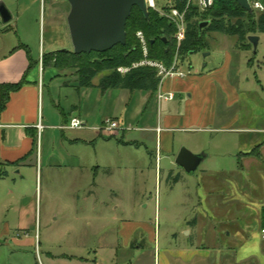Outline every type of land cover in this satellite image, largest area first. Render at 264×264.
Wrapping results in <instances>:
<instances>
[{"label":"rangeland","instance_id":"374dc122","mask_svg":"<svg viewBox=\"0 0 264 264\" xmlns=\"http://www.w3.org/2000/svg\"><path fill=\"white\" fill-rule=\"evenodd\" d=\"M4 1L16 19L22 18L17 23L21 24L19 32L13 26L6 36L0 33V55L5 52L3 45L17 46L20 40L36 61L41 54L73 50L67 0H42V5L40 0ZM155 1L160 10L175 3ZM192 2L199 4V0ZM203 38L210 47L186 57L173 38L177 45L174 60H181L184 72L203 74L222 64L230 52L234 60L229 82L236 83L241 96L230 115L240 110L246 123L263 126L264 81L259 80H264V72L258 66L264 61V34L257 50L247 55H239L233 37L204 32ZM45 70L48 87L59 72L54 67ZM169 82L165 80L162 88L172 86ZM260 84L259 91L255 86ZM47 87L41 114L42 110L46 118L51 114V91L67 119L70 105L78 104L79 97L71 88H59V93L57 84L51 90ZM174 94V101L160 105L155 97L140 115L137 99L133 105L130 100L122 105L120 91L94 105L82 102L99 126L107 119L122 121L126 112L131 116L130 129L123 126L114 136L103 131L105 135L94 136L90 124L81 130L47 131L34 154L40 156L38 169L34 156L14 169L0 168V264H165L166 258L182 264L172 254L187 248L210 252L209 260L191 264H264V181L253 170L232 175L238 154L226 152L236 146L234 135L221 131V112L212 124L201 118L196 128L174 133L180 151L186 148L206 155L196 173L189 175L176 164L172 171L169 159L163 157L162 174L157 178L155 161L148 154L155 152L156 133L136 128H154L159 119L185 115L181 101L185 95ZM61 112L59 124L67 127ZM124 141L131 144L126 146ZM133 229V240L127 244L121 231ZM257 235L259 240L253 239ZM116 251L117 257L112 255Z\"/></svg>","mask_w":264,"mask_h":264},{"label":"crops","instance_id":"0c3cea01","mask_svg":"<svg viewBox=\"0 0 264 264\" xmlns=\"http://www.w3.org/2000/svg\"><path fill=\"white\" fill-rule=\"evenodd\" d=\"M40 1L42 5L43 1ZM36 2H38V0H36ZM0 3L4 4L8 9L4 0H0ZM9 12L12 15L11 22L4 24L0 18V33L3 36L11 33L14 29L13 26L17 32H19L21 28V24L17 23L21 21L22 17L19 15L16 19L15 15L10 10ZM14 22H16V24L13 25ZM255 36L260 37V34ZM236 44L239 55H247L253 49V46L246 48L241 47L238 45L237 40ZM2 50H5V52L0 55V102L3 94L2 86L19 84L22 81H25V84L18 91L9 93V99L5 108L0 110V168L6 167L14 169L16 167L14 164L23 158L27 159L21 164L27 163L29 158L34 156L36 150L39 149V143L43 141L44 134L47 131L57 129L70 130L59 124L61 121L60 118H58L61 112L59 110L60 104L57 102L56 97L52 95L51 91H49V107L51 114H49L48 118L45 117L44 110H42L41 114V104L44 106V92L47 87L45 84L47 78L46 68L54 67L59 72V74H56L58 79H55L57 77L54 75L55 78L52 77L49 80L48 89L51 90L53 86L57 84L58 89L62 87L73 89L79 97L80 102H78V104L70 105V113L68 115L66 114L69 116L67 119L65 114L61 112L64 120H66V124L68 125L73 118H78L85 123V126L90 124L88 127L94 132V136L105 135V133L102 134L105 121L102 126L97 125V121L92 119L93 114H91L86 106L83 107L81 105L82 102L86 101L88 103L89 101L94 105L100 102L102 97L104 98L106 95L120 91L122 96H124L121 100L122 105H125L128 100L132 101L130 105H133L134 99H137L135 105L138 108L137 115H140L143 109L156 97V94L144 91H137V93L123 89H113L104 92L99 87L103 77H101V75L96 77L99 78L97 82L95 81L96 78L93 80L94 87L78 88V77L75 72L70 73L68 72L69 69L59 70L53 66L49 58L46 57L45 60H43V56L46 54L43 56L41 54L39 61H36L30 55L29 47L25 43H22L21 40L17 46L11 44L3 45L1 51ZM233 60L232 54L226 52L224 62L219 66L213 67L207 73H191V75L185 79L169 80L172 86L168 85L166 88H162L163 86H161L163 92L174 93V91H177L181 95H185V98L181 99V101L184 102L183 105L186 114L167 116L164 121L159 119L157 126L154 128L147 125L136 128L141 133L149 131L156 133L157 141L155 152H149L148 154L151 160L155 161L157 178L162 174L161 163L163 157L169 159L168 164L170 170H172V167L176 164L177 156L180 153V147H178L174 133L177 130H192L196 128L198 126L197 124H200L201 118L205 119L206 124H212L216 121L218 114L221 112V122H223L221 131L226 134L234 135V144L236 146L234 151L230 150L226 152L233 155L238 154L237 167L233 170L234 172L232 175H242L245 171L250 172L253 170L256 171L255 175L264 181V122L263 126H261L259 122L254 123V121L246 123L241 113L243 111L239 109H237L239 113L234 116L230 115L232 109L238 107L241 102L240 92L238 88L235 87L236 83L234 86V83L232 84L229 82V66L232 64ZM259 63H261V65H259L258 68L264 72V61ZM248 66H252L251 68H253L254 63L249 61ZM60 81L63 82L61 83ZM261 81L264 80H259V82ZM247 83L251 84V79H247ZM239 85L240 84L237 86ZM255 87L260 91L259 88L263 86L260 84ZM241 89L243 90V86ZM220 91H223V97ZM58 92L61 93V90L59 89ZM161 103H159V105ZM117 105H119V101ZM218 108L221 110L218 111ZM124 114L122 121L117 118L113 120L119 123L120 129L123 126H127V129H130L131 116L128 117L126 112ZM40 124L44 127L42 131L38 129ZM114 135H117V132L112 134V136ZM128 144L131 143L125 142L126 146H129ZM33 149L34 152L30 156ZM193 152V154H196L195 151ZM157 158H159V162ZM35 160L38 169L40 162L39 154L36 155ZM260 196L262 197V194H260ZM262 202H264V192ZM126 223L128 224L127 221H125V224ZM123 231H121L120 234L121 238L128 244L133 240L135 229L125 233H123ZM190 232L191 231L187 233L188 236ZM253 239L259 240L258 235L257 237L254 236ZM138 250H141V247H139ZM112 255L117 257V251L112 253ZM172 257L175 261L182 262V264H191L195 260L203 263L205 262L204 260L210 259V252H201L187 248L178 250L177 254H172ZM172 263L173 262L166 258L165 264Z\"/></svg>","mask_w":264,"mask_h":264},{"label":"trees","instance_id":"16d2710c","mask_svg":"<svg viewBox=\"0 0 264 264\" xmlns=\"http://www.w3.org/2000/svg\"><path fill=\"white\" fill-rule=\"evenodd\" d=\"M174 2V7L179 10L183 11L186 8V0ZM163 11L169 9L165 8ZM149 12V19H146L137 7L133 9L126 25L125 46L117 45L105 53L92 52L80 55L70 50H61L44 55L43 60L49 58L53 66L59 70H74L78 77V88L94 87L93 80L103 74L99 87L104 92L123 89L129 92L144 91L156 94L160 78L155 69L139 67L131 69L124 75L118 72L120 67L132 68L134 64L145 59L142 44L137 37L138 32H142L147 41L149 60L164 63L166 66L173 64L177 51V45L173 40L176 27L159 12L155 10ZM203 22L209 24L204 30H200ZM204 32L233 37L241 47H252L248 38L264 34V13L255 10L249 13L234 0H213L212 5L204 10L198 5L191 4L186 14V38L178 48L182 56L205 51L210 47L203 38ZM24 84L25 81H22L19 84L2 86L0 110L5 108L9 93L18 91ZM33 152L34 149L30 155ZM26 159L23 158L14 165L17 167Z\"/></svg>","mask_w":264,"mask_h":264},{"label":"water","instance_id":"95a60500","mask_svg":"<svg viewBox=\"0 0 264 264\" xmlns=\"http://www.w3.org/2000/svg\"><path fill=\"white\" fill-rule=\"evenodd\" d=\"M211 1L213 0H204L206 8L210 7ZM234 1L247 12H253L249 0ZM67 2L70 5L67 24L73 52L77 55L92 52L105 53L117 45L125 46L127 21L135 7L146 19L150 16L146 0H67ZM0 18L4 24L12 21L11 13L1 3ZM208 24V22L201 23L200 30L206 28ZM259 40V36L248 38L255 51ZM205 159V154L196 155L183 148L177 156L176 164L187 174L192 175L196 173Z\"/></svg>","mask_w":264,"mask_h":264},{"label":"built area","instance_id":"2783aa9c","mask_svg":"<svg viewBox=\"0 0 264 264\" xmlns=\"http://www.w3.org/2000/svg\"><path fill=\"white\" fill-rule=\"evenodd\" d=\"M187 5L186 8L181 11L176 7H171L169 11H163L158 9L156 1L155 0H146V4L149 10H155L160 13V15L168 18L176 27V33L174 35V38L178 45L180 46L181 43L186 38V14L187 10L190 7L191 4H193V0H186ZM249 3L253 10L257 12L264 13V1L263 0H249ZM194 5V4H193ZM212 5V1L210 2V6ZM198 6L204 10L206 8L204 0H199ZM138 39L140 40L144 52V60L140 63H136L132 66V68H126V67H120L118 68V72L122 75L127 74L131 69L139 68V67H150L157 71V76L160 78V83L158 87V91L156 93V99L159 103L161 102H171L175 99V95L173 92H163L161 90V86L165 80H181L185 79L189 75H191V72H184L181 68V60L179 58H176L171 66H166L164 63L157 62V61H151L148 59V46L147 41L143 35L142 32H138L137 34ZM85 127V123L78 119L73 118L69 125L66 127L70 130H81ZM39 131H42L44 127L40 124L38 126ZM120 130V125L118 122L107 119L104 122V126L102 128V131L105 133H112ZM157 161L159 162V158H157ZM261 236L264 240V228L261 230Z\"/></svg>","mask_w":264,"mask_h":264}]
</instances>
